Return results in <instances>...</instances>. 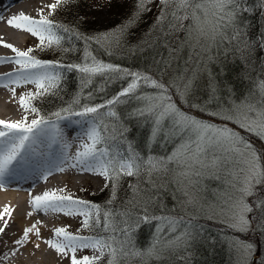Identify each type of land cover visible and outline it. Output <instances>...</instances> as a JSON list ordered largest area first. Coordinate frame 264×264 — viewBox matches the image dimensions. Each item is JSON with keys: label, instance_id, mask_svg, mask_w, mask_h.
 <instances>
[{"label": "snow or ice", "instance_id": "obj_1", "mask_svg": "<svg viewBox=\"0 0 264 264\" xmlns=\"http://www.w3.org/2000/svg\"><path fill=\"white\" fill-rule=\"evenodd\" d=\"M72 2L55 0L47 5V16L42 9L38 11V19L23 12L7 19L8 26L37 38V47L41 50L56 46L62 47L64 52L73 51L62 45L63 41L71 38L83 40L84 49L80 63L64 65L37 59L31 55L34 50L32 47L21 51L12 44L3 43V47L15 55L0 57V64L14 63L19 68L0 76V84L5 87L9 84L17 87L31 84L35 91L19 95L18 105L25 113L21 119L0 120V189L6 186V175L15 170L9 166L13 161L20 164L25 160L22 150L27 151L38 135L51 132L53 139L59 137L65 148H69L71 145L56 121L73 117L79 118L72 122L79 124L82 131L74 138L79 141L75 154L67 156L65 162L82 173L103 178L105 187L110 185L112 188L108 204L114 202L124 177H135L136 183L129 185L132 194L129 204L132 208L125 207L120 211L102 209L98 204L58 194L56 190H45L35 196L30 193V204L34 210L80 216L83 217L81 230L91 228L103 232L101 235L81 236L71 234L66 227H57L54 236L60 239H47L44 243L62 258H70V264H131L133 260L145 256L155 260L171 258L194 242L207 239L205 230L196 222V215L151 213L150 209L159 203L158 190L171 183H175L184 193L182 207H195L198 215H205L209 219L223 215L227 226L236 233H264V165L260 162L261 157L239 131L198 119L177 106L170 89L175 88L182 97L187 95L193 86L195 71H192L191 76L177 71L168 81L163 79L185 48L191 49L190 59L194 62L206 55L213 45L218 47L225 41L237 49L241 45L244 49L249 48L250 42L245 40L247 23H241L243 14L253 11L246 5V0H137L136 12L127 24L118 31L92 36L49 18L59 6ZM153 6L157 9V42L168 53L166 58L154 61L153 66L160 78L151 72L131 71L105 63L89 50L92 43L101 47L118 46L120 36L140 15L151 11ZM259 6L264 9V0H260ZM260 46L264 47V44ZM61 69L80 74V91L46 119L33 102L58 95L63 79ZM96 78L100 79L96 92H105L109 84H123L118 92L101 103L82 104V97L88 100L93 98L92 92H88L85 97L83 90L95 84ZM12 94L15 97L14 88ZM132 101L136 102L137 107L130 115L150 122L149 146L158 143L166 149L171 144V151L162 155H143L135 151L122 134L117 135L120 119L117 106ZM28 114H35L36 118L29 121ZM209 114L264 139V79L257 93H250L245 100ZM52 117H55V121ZM221 173L225 174L229 188L223 204L200 205L189 189L197 188L204 176ZM12 213L13 208L10 206L0 210V221L3 222L0 233L10 226ZM39 223L37 221L22 230L21 237L14 240L16 250L5 254V259L8 255H16L19 248L28 242L30 234L42 239L37 228ZM143 223L154 225V235L147 249L138 250L133 245L132 236L135 228ZM230 246L236 255V264H255L253 241L237 237ZM35 247L39 248L40 245L36 244ZM81 252L83 254L78 255ZM260 264H264V259Z\"/></svg>", "mask_w": 264, "mask_h": 264}, {"label": "trees", "instance_id": "obj_2", "mask_svg": "<svg viewBox=\"0 0 264 264\" xmlns=\"http://www.w3.org/2000/svg\"><path fill=\"white\" fill-rule=\"evenodd\" d=\"M71 9L68 12L70 16V22L66 20L64 25L71 26L81 33H85V26L82 28V20L79 18L78 13L83 9L82 2L79 0H73ZM259 2L260 0H246V5L252 8L250 13H244L241 19V23H247V34L245 40L250 42V47L243 48V45L239 49L234 48L232 45L225 43L220 44L218 47L213 45L206 55L200 56L198 61L194 62L190 59L191 49L185 48L180 52V58L175 60L172 67L168 69V74L163 76L165 81H168L173 75L179 71L181 74L188 76L192 75V71L196 72L193 86L191 89L197 93L202 85L199 71H204L207 81L210 80L212 91L210 93L213 104H217L220 107L229 105L230 101L245 100L253 92V85L256 80L260 79V76L264 75V61L260 59L258 52L259 39L264 38V20L259 17ZM137 0L135 5L123 6L117 5V16H114L110 20L108 25H111L113 31H118L122 25L127 24L129 19L136 12ZM67 14V16H68ZM157 16V9L152 7V10L139 16V18L132 23L127 30L120 36L119 45L112 47H101L95 43L89 45V50L97 59L118 65L124 69L131 71L151 72L157 78H160V74L156 72L154 68V61L161 57H167V49L161 46V43L157 42V36L155 34V20ZM88 32V31H87ZM112 32V31H111ZM264 44V39H262ZM63 47H82L81 50L67 53L68 57L65 59V55L59 56L58 61L63 60V64L80 63L83 56L84 42L83 40H76L74 38L66 39L62 42ZM95 45V47H94ZM256 52V53H255ZM255 53V54H254ZM187 61V65L185 62ZM63 79L58 88V95L53 97H45L43 100L40 98L33 102V105L37 107L40 114L44 117H49L54 111H57L60 107L69 102L80 91V74L73 71L68 72L66 69H62ZM262 79H260L261 81ZM200 82V86L197 89L196 82ZM100 83V79L96 78V82L83 90L86 97L88 92L93 93V98L88 100L86 98L81 99V103L97 104L101 103L105 98L111 97L113 94L119 91L123 82H117L109 84L105 92H96V85ZM174 95L173 100L177 103V106L198 119L209 122L211 119L198 111L190 103V99L182 97L178 92L175 94L176 89H170ZM145 91H152L151 89H145ZM62 98V100H61ZM137 107L135 101H132L126 105L117 106L119 113V123L117 124L119 136L122 134L123 139L126 142H130L135 151L143 154H156L162 155L166 151H171L172 145L169 144L167 148H159L158 143L149 146L148 136L150 133V122L137 116H132L130 113ZM193 107V108H192ZM244 138L253 146L257 154L261 157V163L264 164V139L257 136L243 135ZM126 147V144L124 145ZM136 183L135 177H124L118 187L114 202L108 204L107 199L105 203H100L102 209H111L120 211L127 208H132L129 204L131 199V191L129 189L130 184ZM110 191L112 188L109 185ZM157 199L158 205L150 209L151 213L156 215H184L189 213L190 207H182L184 196L179 192L175 183L168 184L166 187H162L158 190ZM182 210L184 212H182ZM142 214V213H141ZM203 227L204 235L207 239H200L194 242L190 246L189 255L184 257L187 259L181 260L177 258V261H159V264H230L231 253L229 252L226 244L221 241L219 233H225L232 235L221 224H217L213 221L205 220L197 217L196 221ZM259 225H257V229ZM93 234L101 235L102 230L97 231L91 229ZM257 240L255 241L254 261L255 264H260V261L264 259V233L260 231H253L252 233ZM154 235V225L152 223H143L138 228H135L132 236L133 245L136 249H147L152 243ZM252 235V236H253ZM147 256H145L146 258ZM145 258L135 259L131 264H155L153 261L147 263ZM150 260V259H149ZM187 260V261H186ZM157 264V263H156Z\"/></svg>", "mask_w": 264, "mask_h": 264}, {"label": "bare ground", "instance_id": "obj_3", "mask_svg": "<svg viewBox=\"0 0 264 264\" xmlns=\"http://www.w3.org/2000/svg\"><path fill=\"white\" fill-rule=\"evenodd\" d=\"M48 0H17L14 2H7L5 0H0V57H12L15 54L10 50L3 47V43L12 44L15 48L23 51L24 45H29L31 40L29 39V33L22 30H16L7 25V19L13 15H18L23 12L35 18L38 15V11L42 9L43 6L47 4ZM43 10V9H42ZM19 68L18 65L14 63H3L0 64V76H4L6 73H13ZM34 87L31 84H25L22 86H15L9 84L5 87L0 84V120H11L15 121L21 119L23 115L18 116L16 113L19 95L29 87ZM15 89V97L12 94V89ZM13 107L15 111H13ZM75 120L71 118L70 121ZM30 121V120H29ZM66 121L64 123V128L61 132L67 142H73L70 144L69 148H61L64 144L63 141L57 137L53 139V134L50 132L47 139L49 143L47 146L46 139L39 141L38 143L41 147H44V154H40L41 149L37 147V144L30 145L27 147V151L22 150V154H28V161L33 162L39 159L41 156L51 157L53 154L57 153L59 158L53 163L56 173L48 174L45 176L47 183L37 185L33 182V178H28L25 182L18 184L17 186H5V188L0 189V210L5 206H10L13 208L12 217L9 220L10 226L5 229L4 233L0 235V264H63L70 261V258H62L59 256L55 250L50 249L44 240L54 239L59 240L54 236V230L57 227H66L67 231L73 230L74 226L82 220L80 216H65L63 213H54L51 210L48 211H36L30 204L31 196L42 194L43 191L56 190L58 194L60 190L64 187V184H69L71 189L79 188L81 182L93 183L97 188L98 185L103 184V179L94 178V175L90 173H82L78 168H73L66 163V157L74 155L77 146L79 144L78 140L74 138L80 134L81 128L79 124ZM67 123V125H66ZM19 159V158H18ZM23 162L17 164V161H13L10 168L22 169ZM60 169H63L61 171ZM22 173H29L30 175L36 174V170H18ZM52 177L57 178L56 181H49ZM59 177V178H58ZM31 193V196L29 195ZM31 213V215H29ZM37 228L40 230L42 239H37L34 234L29 235V240L25 243L19 250L23 251V255H8L5 259V254H10L16 250V245L14 244L15 239H19L22 235V230L26 227H30L32 224L37 223ZM3 226V224H0ZM72 233V231L70 232ZM39 244L40 247L36 248L35 245ZM80 255V253L78 254ZM150 263V262H149Z\"/></svg>", "mask_w": 264, "mask_h": 264}, {"label": "rangeland", "instance_id": "obj_4", "mask_svg": "<svg viewBox=\"0 0 264 264\" xmlns=\"http://www.w3.org/2000/svg\"><path fill=\"white\" fill-rule=\"evenodd\" d=\"M82 2L83 9H81L78 13L80 14L79 18L82 20L81 27L85 26L86 30L84 31L85 33H88L89 36L92 35H100L104 33H108L113 31L111 29L110 20L114 18V16H117V10L116 7L117 5H123V6H130V5H135L136 0H79ZM55 0H48L47 4L42 7L43 9V14L48 15V7L47 5L54 3ZM74 3V1L70 4L67 5H61L57 8V10L54 11L52 16L49 18L53 20L54 22L64 24L66 23V20L70 22V16L68 12L72 8L71 5ZM260 5V2H259ZM154 9H156L154 7ZM68 14V16H67ZM259 17H261L264 20V9H261L259 6V11H258ZM36 19L39 18L38 15L34 16ZM88 31V32H87ZM29 39L31 40V43L29 45H24V50H27V48L32 47L34 50L31 53V55L35 56L37 59L41 60H48V61H53V62H60L63 64V60H59V56L65 55V59L68 57L67 53L69 52H74L81 50L82 47H77L76 49H73V51L69 52H64L62 47H56L53 46L52 48H45L44 50H41L39 47H37L39 41L37 38L32 37L31 34L29 33ZM259 45H258V52L260 59L264 61V47H261L260 45L263 44L262 39H259ZM231 45V44H230ZM95 47V45H94ZM75 48V47H72ZM256 53V52H255ZM254 53V54H255ZM264 66V65H263ZM264 68V67H263ZM62 70V69H61ZM200 73V79L202 82V85L200 86V82H196L197 89L199 88V91L197 93L193 92L192 89L189 90L188 94L183 96L186 97V99H190L192 105L194 108H196L198 111H201L203 114H206L211 120L209 122L216 124L217 126H229L233 128L234 130H237L240 132V134L243 136L245 135L246 137L252 135L256 136L254 134L248 133L243 129H239L236 125L231 124L228 121H223L219 119L216 116H212L209 113L211 112H216L219 111L222 107L218 106L217 104H213V101L211 100L210 93L212 91V87L210 84V80L207 81L206 75L204 71H199ZM260 79H264V75L259 77ZM260 79L256 80V82L253 85V92L252 93H257L259 91V84H260ZM27 91H35V88L29 87L28 90H25L24 92ZM23 92V93H24ZM177 91H175V94ZM171 94H173L171 90ZM53 97V96H50ZM43 100V98H41ZM243 100L240 101H230L229 104L232 103H239ZM17 107V114L18 116L20 115H25L23 110L19 107L18 103L15 105ZM13 107V111H15V108ZM192 107V108H193ZM102 112L104 110H101ZM184 112V111H183ZM36 115L35 114H28V120L35 119ZM76 119H79L77 117H73ZM80 126V125H79ZM81 128V126H80ZM159 145V144H158ZM159 148L160 145H159ZM262 164V163H261ZM264 165V164H263ZM59 178V177H58ZM94 178H98L94 176ZM57 178L52 177L49 181L54 182L56 181ZM104 181V179H103ZM37 185L44 184L43 182L36 181ZM106 181L103 182V184L98 185L96 188L93 183H84L81 182V185L79 188L76 189H71V186L69 184H64V187L62 188L64 191L60 192L62 195H71L74 199H79V200H84L90 203H95V204H100V203H105V200L103 199H110V188L105 187ZM179 192L184 196L183 191L178 188ZM195 195L199 201L200 205H203L204 207H207L208 204H212L213 206L216 205H222L224 199L226 198L227 193L229 192V188L225 179V174L221 173L220 175H206L203 178H201L199 185L195 189H189ZM185 200V197H184ZM187 208V207H186ZM185 209V207H184ZM182 212H184L182 210ZM186 212V211H185ZM184 212V214H185ZM155 214V213H154ZM189 214L196 215L197 217L203 218L205 220L213 221L217 224H221L222 227L226 228V230H230L232 235H227L225 233L220 232L219 236L221 238V241H223L229 252L231 253V263L230 264H236V255L234 254L232 248H231V242L235 238L239 237L244 240H250L255 243L257 238L254 237L252 233L245 235L243 233H236L233 232L228 226H227V221L223 215H215L211 219L207 218L205 215L202 214H197V210L195 207H190ZM83 219V217H82ZM82 221V220H81ZM81 221H79L73 228V230H70L69 232L72 231L71 234H78L81 236H89V235H95L90 231L89 229H84L81 230ZM0 224H3L2 221H0ZM229 231V232H230ZM1 235V233H0ZM253 235V236H252ZM188 247L186 250H183L181 252H177L173 257L171 258H166L163 260H155L149 257H144L145 261L147 263L153 261L155 264H159V261H172L175 262L177 261V258H180L181 260L187 259L184 257L186 254L189 255V249ZM90 251V250H89ZM23 251L18 250L16 256L18 255H23ZM83 253L81 252L80 255ZM254 256V253H253ZM150 259V260H149ZM187 261V260H186ZM9 264H12L11 262ZM63 264H70L69 262L63 263ZM101 264H105V262H101Z\"/></svg>", "mask_w": 264, "mask_h": 264}]
</instances>
